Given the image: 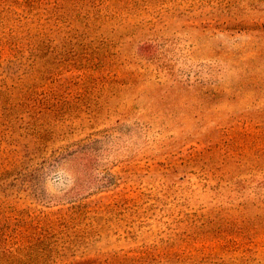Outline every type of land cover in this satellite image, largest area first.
<instances>
[{
  "label": "rangeland",
  "instance_id": "374dc122",
  "mask_svg": "<svg viewBox=\"0 0 264 264\" xmlns=\"http://www.w3.org/2000/svg\"><path fill=\"white\" fill-rule=\"evenodd\" d=\"M0 264H264V0H0Z\"/></svg>",
  "mask_w": 264,
  "mask_h": 264
}]
</instances>
